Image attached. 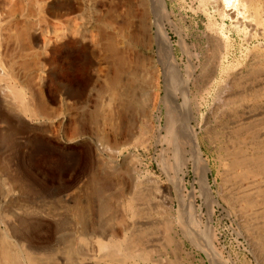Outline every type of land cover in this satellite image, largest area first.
<instances>
[{
  "label": "rangeland",
  "instance_id": "1",
  "mask_svg": "<svg viewBox=\"0 0 264 264\" xmlns=\"http://www.w3.org/2000/svg\"><path fill=\"white\" fill-rule=\"evenodd\" d=\"M133 1L119 0L117 12L125 22L141 11ZM166 2L171 22L165 23V31L180 69L170 83L158 45L125 35L127 46L122 51L134 75L129 80L134 88L132 101L114 104L111 73L104 78L94 72L88 96L69 95H75L87 79L75 63L60 57L56 64L63 65L66 76L53 74L58 87L52 84L25 92L23 102L31 108L24 114L26 120L12 125L0 122V168L7 167L9 177L20 184L11 207H0V220L20 207V223L13 226L20 236V264L33 257L49 259L48 252L60 235L76 239V247L85 250L90 248L88 239L102 227L122 229L128 219H121L113 204L104 214L94 203L95 191L133 182L152 188L147 181L151 177L174 185L175 148L187 150V134L178 128L167 136V93L177 127L188 110L193 115L191 128L211 169L212 208H206L195 168L189 163L182 175L184 189L178 191L186 210L192 199L195 218L189 223L194 237L198 236L181 235L183 260L176 262L161 224L150 243L143 240L145 231L136 232L144 243L134 252L154 262L144 264H216L213 253L225 264H264V172L252 165L232 167L235 160L264 155V0ZM125 24H118L121 32ZM4 179L0 176V197L12 193V183ZM172 189L169 197L177 210L180 201L175 185ZM55 191L70 194L71 200L48 196ZM242 197L251 201L249 207L240 201ZM44 211L58 216L52 219Z\"/></svg>",
  "mask_w": 264,
  "mask_h": 264
},
{
  "label": "bare ground",
  "instance_id": "2",
  "mask_svg": "<svg viewBox=\"0 0 264 264\" xmlns=\"http://www.w3.org/2000/svg\"><path fill=\"white\" fill-rule=\"evenodd\" d=\"M146 1H135V4H139L141 11L138 14L135 13L134 16L131 15L128 22H125L117 12L119 0H0V122L12 125V123H20L21 118L26 120L24 114L31 109L27 103L23 102V94L26 95L27 91L43 90L45 86L52 84L58 87V77L54 78L53 74L56 72L57 76L65 75L63 65L56 64L60 57H66L67 60H71L69 63H75L78 67L77 72L87 79L86 85L77 87L75 95L71 93L69 95L78 99L88 96L94 81L92 74L99 73L106 78L111 73L115 85L110 96L114 104L120 105L132 101L135 98L134 88L129 85V80L133 73L132 69L129 71L124 57L125 53L122 51L127 46L125 35L132 41L138 39L158 45L159 52L168 65V71H166L167 67L164 70L167 72V81L170 83L173 75L179 73L180 70L165 31V23L170 21L171 14L166 0H148L147 3ZM232 1L225 0V3H234ZM132 2L134 3L133 0ZM244 5L243 11L245 10ZM121 23H126V30L122 32L118 25ZM121 33H124V36ZM120 37L123 40H120ZM169 83L167 92L170 88ZM164 104H166L165 131L168 133L167 136L171 137L176 134L178 128L187 134V150L182 151V148L174 147L177 167L173 183L180 201L179 208L177 210L174 208L175 200L169 197L174 186L172 181L163 182L151 177L147 181L153 184L152 188L150 186L149 188L140 187L133 182L128 186H116L107 191H95L94 203L97 202L104 214L111 211L113 204L117 209L115 213L123 220L128 219L123 228L120 229L117 226L118 231L108 230L104 225L105 227H102L104 230L94 232L97 235L90 238V241L88 239L89 245L88 242L86 244L90 248L85 250L76 247L78 244L76 239L66 237V234L60 235L57 243L48 252L49 259L33 257L26 264H138V262H150V256L144 257L142 254H136L134 249L142 245L143 240L150 243L156 238L158 226L161 224L164 226L167 244L169 242L173 247L172 255L175 261L183 260L181 235L183 238L190 239L198 235L194 237L190 227L195 218L192 199L188 200L187 210L184 198L180 199L181 193L178 190L184 189L182 175L187 165L192 163L198 176L197 182L201 195L206 201V208L211 210L210 202L213 198L208 182L211 169L209 163L203 158L200 141L191 128L193 120L191 112L187 109L183 123L177 127L173 113L175 112L174 105L171 104L168 93ZM38 114L41 116L43 112L40 111ZM241 165H252L255 170L264 172V155L257 156L250 161L235 160L232 167ZM8 173L7 167L0 168L1 178L8 179L12 183V193L0 197V207L6 210L11 207V201L19 192L15 189H20L18 181L14 176L11 179ZM48 196L60 197L65 201L71 200L70 194L61 191L52 192ZM240 201L248 207L251 205V201L246 198L242 197ZM11 211L8 219L0 220V264H20L21 262L20 236L13 227L17 222L20 223V207H14ZM44 212V215L52 219L58 216L52 214L51 211L50 213ZM210 213L209 217H211ZM189 219L192 220V224L189 223ZM188 224L190 228H186ZM138 231L142 233L145 231L143 240L141 237L137 239L139 238L136 236ZM94 246L96 250L91 248ZM206 246H209L208 243ZM210 251L211 247L208 252ZM214 255L213 253L216 264H225L220 258L218 259V255Z\"/></svg>",
  "mask_w": 264,
  "mask_h": 264
}]
</instances>
